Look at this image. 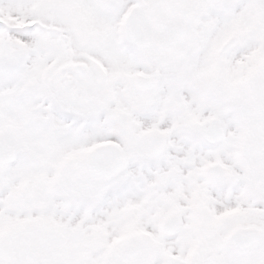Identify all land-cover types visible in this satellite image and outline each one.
I'll list each match as a JSON object with an SVG mask.
<instances>
[{
	"label": "snow or ice",
	"instance_id": "6c2138e0",
	"mask_svg": "<svg viewBox=\"0 0 264 264\" xmlns=\"http://www.w3.org/2000/svg\"><path fill=\"white\" fill-rule=\"evenodd\" d=\"M0 264H264V0H0Z\"/></svg>",
	"mask_w": 264,
	"mask_h": 264
}]
</instances>
